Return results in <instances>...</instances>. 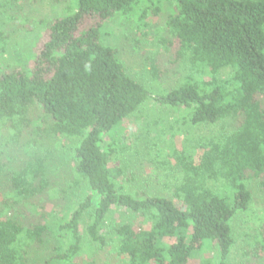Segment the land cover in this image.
Returning a JSON list of instances; mask_svg holds the SVG:
<instances>
[{"label": "trees", "instance_id": "trees-1", "mask_svg": "<svg viewBox=\"0 0 264 264\" xmlns=\"http://www.w3.org/2000/svg\"><path fill=\"white\" fill-rule=\"evenodd\" d=\"M68 1L71 12L44 23L34 55L0 61V153L9 165L0 264H74L83 255L82 264H230L238 216L239 264H264V0ZM0 2L5 12L21 7ZM133 11L135 50L147 42L172 51L182 67L147 56L151 81L179 79L150 98L117 50L98 42L101 23ZM6 45L0 28V57ZM149 100L173 116L145 117L127 138L122 125L142 121ZM48 189L73 205L59 220L35 222L32 201Z\"/></svg>", "mask_w": 264, "mask_h": 264}, {"label": "rangeland", "instance_id": "rangeland-1", "mask_svg": "<svg viewBox=\"0 0 264 264\" xmlns=\"http://www.w3.org/2000/svg\"><path fill=\"white\" fill-rule=\"evenodd\" d=\"M16 1L21 4V7L20 9H13L11 12H5L6 8H4V3L0 2V16L3 21H6V25H0V28L6 41H8V45H6L5 47L6 52L1 55L0 61L4 60L5 63H12L18 55H27V53L34 55L40 43V39L44 36L43 32L46 29L44 23L55 18H62L69 12H71V10L67 9L70 4L68 0H60L59 2H52L51 0ZM151 7L152 6L149 5L148 9H150ZM73 9L75 10V8ZM3 12L5 13L3 14ZM6 14H11V16L17 19L16 26L14 21L5 18ZM139 14V11H133L128 13L127 15H119L108 20L107 22L101 23L98 34V42L102 45L115 48L118 52L120 61L123 63L126 73H128L138 82H141L145 86L149 94H156L157 92H161L164 87L168 88L175 86L179 82V79H177L176 77H172L167 80L156 79L154 81H151L148 74L146 73V68H149V64H146L147 56L153 54V58H155L159 66L163 68L171 67L172 70H177L178 73H181L182 67L179 63L174 65L172 60V51L161 52L163 48H161V50H159L158 48L155 50L153 49L151 44H148L147 42L144 45L150 46L142 47V51L144 52H138L137 50H135L137 47L136 45H133L131 35H133L135 31L136 34L138 32L136 25L139 20ZM154 21L155 19L153 17L150 18V22L153 25L152 27H155L156 25V23L153 24ZM145 30L149 29L145 28ZM152 33L153 32L150 31L149 34ZM151 94L149 98L151 97ZM145 102L140 106V108H143L142 110L144 112L142 121H139V119L135 120L134 118H130L126 120L122 125L121 128L124 129L126 137L140 132L141 127H143L144 125V121H147L146 118L153 119L154 117L158 116L168 118V116H173V110L168 109L169 111H171V114H168L164 107H159L157 104H155V102H152L151 100H149L147 104H145ZM214 128H216V126H214ZM202 129H208V127L201 126L198 130L201 132ZM151 131L155 132L153 128L151 129ZM176 137L178 138H175V146H181V140L184 136L179 135ZM11 146H13L12 143ZM6 155L7 153L3 155H1L0 153V177L3 178L4 181L6 180V177L8 175L7 170L9 169V165H6ZM144 170L146 173H153L152 169L146 168ZM5 185H8L7 182L5 183ZM141 188L145 189V185H142ZM148 188L150 187L147 185V189ZM150 189L152 190V188ZM63 197L64 196H62L61 194L53 193V191L50 192V189L38 195L36 203L32 201L35 204L34 207L36 208L37 206L39 208L33 212V220L35 222L38 220L42 221L44 218H47L50 222L52 218L54 220H56V218L59 220L62 213L64 212L65 214V212L69 210V206L73 205V203H71L68 198L66 199ZM34 207L32 208V211L34 210ZM54 213H56V216H54ZM125 215L127 214L125 213ZM120 217H123L120 212L114 213V220L119 219ZM239 218H242V216H238L235 221V245L231 249L227 257V260L228 262H230V264H239L244 259L241 253L240 242L243 236V226L245 224H241L242 220H240ZM54 228L53 231L55 232ZM61 244L62 248L66 247L65 244ZM35 251V249H32L31 252L33 255ZM213 253L215 252L213 251ZM80 257L89 259L88 255L79 256L77 257L78 259H76L77 261H74V264H82Z\"/></svg>", "mask_w": 264, "mask_h": 264}]
</instances>
